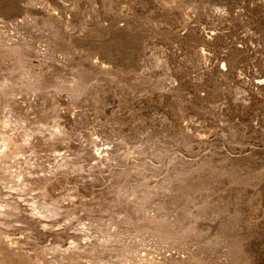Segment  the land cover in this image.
Returning <instances> with one entry per match:
<instances>
[{
	"label": "rangeland",
	"instance_id": "1",
	"mask_svg": "<svg viewBox=\"0 0 264 264\" xmlns=\"http://www.w3.org/2000/svg\"><path fill=\"white\" fill-rule=\"evenodd\" d=\"M0 264H264V0H0Z\"/></svg>",
	"mask_w": 264,
	"mask_h": 264
}]
</instances>
